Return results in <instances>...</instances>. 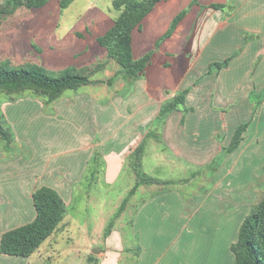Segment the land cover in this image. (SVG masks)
<instances>
[{"label": "crops", "instance_id": "crops-1", "mask_svg": "<svg viewBox=\"0 0 264 264\" xmlns=\"http://www.w3.org/2000/svg\"><path fill=\"white\" fill-rule=\"evenodd\" d=\"M192 1H160L133 30L134 57L137 59L151 53L145 71L139 76L117 74L120 66L115 60H109L103 71L104 76H98L97 79L116 76L112 85L91 84L68 90L49 107L50 115L45 113L43 104L34 100L21 99L5 104L2 109L9 118H14L17 111H23L17 114L24 113L25 117L24 122L14 127L17 136L36 146L38 152L46 149V154L40 159L48 158L49 165L44 166L43 175L36 162L24 163L26 167L20 166L23 164L16 165L15 174L0 172V191L12 194V183H18L19 187L23 184L27 186L26 190L31 187L29 192L32 196L38 187L46 185L56 189L69 206L77 200L81 188L89 190L84 186L83 178L89 173L87 168L95 151L100 152L106 162L104 175L108 178L107 183L113 184L121 176V171L125 170L126 159L140 143L151 138L154 143L166 145L169 150L168 153L164 152L166 156L168 154L194 163H205L228 147L238 125L247 122L253 112L250 99L252 81L258 83V88L264 84V61L259 62L264 55V0H200L204 7L192 6L172 35L158 44L174 18ZM214 3L223 4L227 12L226 8L225 12L215 8L212 5ZM90 11L93 12L86 20L69 28L62 29L60 25H42L21 31L17 28L5 40L4 47L11 50L7 53L3 51L0 56L12 57L17 63L27 59L37 61L50 70H61L68 66L83 67L98 60H108L107 50L98 43V37L106 33L117 17L114 19L97 8ZM192 48L196 52L192 53ZM228 58L227 67L217 73L212 72L215 62H224ZM255 64L257 69L253 72ZM239 82L244 83L237 88ZM186 89L185 105L160 119L163 104ZM229 106L232 115H226L227 112L223 111ZM258 110L261 115L264 113V99L260 100ZM238 114H242L244 122L237 121ZM212 117L216 123L212 122ZM261 125L255 127L249 124L237 148L243 155L248 151L251 157L264 153L261 148L264 144V127ZM215 129L219 130L216 138H203L204 133L210 135ZM154 143L151 140L147 142L148 145ZM61 153L68 154L63 157L65 166L58 164ZM145 154L146 148L144 158ZM232 156H236L235 153ZM63 166L67 167V172L63 173L64 178L58 179L53 174H58V168ZM242 170L246 171L245 168ZM232 172H235L234 169ZM60 173L58 175L61 176ZM36 175L47 182L31 186ZM92 175L98 176L97 171H92ZM133 177H136L134 173ZM231 185L226 188L233 187ZM158 187L156 184L143 185L133 195L132 199L141 192L153 194L142 199V211L148 209L153 201H165L170 197L168 193L158 191ZM226 188L224 191H227ZM242 193L245 199L255 201V192L250 190ZM176 198L173 202L179 209L183 202L179 196ZM233 201L232 198L228 200ZM5 231H1L0 240ZM172 246L171 256L165 264H183L186 261L188 264L186 255L183 260L176 240ZM164 257L154 264H162ZM217 259L202 263L220 264V255ZM145 262L144 257L139 264ZM229 264H233V261Z\"/></svg>", "mask_w": 264, "mask_h": 264}, {"label": "rangeland", "instance_id": "rangeland-1", "mask_svg": "<svg viewBox=\"0 0 264 264\" xmlns=\"http://www.w3.org/2000/svg\"><path fill=\"white\" fill-rule=\"evenodd\" d=\"M4 1L6 0H0V3ZM215 4L217 3L212 5L217 8ZM195 5L201 9L204 7L200 0H193L191 5L184 8L186 14ZM93 8L99 9L114 19L120 15V11L113 7V0H75L67 9L60 7V0H49L42 8L20 9L3 28H0V53L3 51L7 53L11 50L4 47L5 40L10 37L11 33L14 34L13 32L17 28H20V31L42 25H60L62 29L69 28L86 20L88 15L93 12L90 11ZM225 8L223 6L219 9L225 12ZM89 25L93 26L91 23ZM170 28L171 25L167 32ZM166 38L162 36L157 43L163 42ZM191 50L192 53L196 52L195 48ZM191 52L188 53L189 56ZM5 57L7 56H0V62ZM261 61H264V55L259 60V62ZM212 69L214 73L219 72L215 66ZM255 69H257L256 64L253 72ZM102 72L98 73L95 78L103 77L104 72ZM52 73L57 75V72ZM243 83L239 82L237 88ZM252 83L253 90L250 99L253 112L245 123L255 125V127L261 123V126L264 127V113L261 115L258 110L260 100L264 99V84L258 88L257 82L253 80ZM21 99L40 102L43 104L46 114L51 113L49 107L59 100L48 102L45 96L35 94L31 90L21 93H8L4 89L0 90V116L11 135L10 141L0 137V172L15 174L16 165L23 164L20 166L26 167L24 163L36 162L37 167L42 169H40V174L43 175L44 166L47 167L49 164L47 163L48 158L41 160L40 157L46 154V149L44 152H38L36 146L19 139L16 128H14L17 123L25 121L24 113L17 115L23 111H17L14 118L12 116L9 118L2 109L5 104L15 103ZM225 108L223 111L227 112L226 115H232L230 113L231 106ZM241 108L237 107V109ZM238 115L237 121L244 122L245 118H242V114ZM212 122L216 123L213 117ZM19 124L16 126L17 129ZM218 132L219 130L215 129L210 135L208 132L204 133L203 138L211 136L216 138ZM149 140L154 143L152 138ZM149 140L145 141L146 154L142 160V169L150 176L163 181L156 185L159 186L158 191L169 194L170 197L165 200L166 202L158 199L153 201L148 209L142 211V199L153 194L141 192L136 195L135 199H132V196L126 210L115 219L110 233L106 235L107 226L113 220L123 200L128 196L130 189L135 185L137 177H133V173L136 175V172L132 153L125 161V170H120L122 173L120 171L118 173H121V176L113 184L107 183L108 178L104 175L106 162L100 152L96 153L95 151L87 168L89 173L83 178V184L89 190L85 187L83 188L87 191L80 189V192L77 193L80 194L77 200L67 206V212L59 229L46 239L30 257L11 256L0 252V264H87L91 255L98 258V264H139L144 257L146 264H154L156 260L165 255L162 262L165 264L171 256L174 240L183 253V260L186 255L188 264H193V262L194 264H203V261L212 259L217 261L218 255L221 259L220 264H229L230 261H233L234 264L235 255L231 250L232 241H236L235 239L238 237L240 222L250 212L261 192L264 191V153L251 157L248 156L252 155L249 151L243 155L240 148L231 153L224 149L205 163H194L168 154L167 157L164 154L169 151L166 145L160 142L148 145ZM262 147L264 149V144ZM234 153L236 156H232ZM65 156L68 154H62L59 163H56L65 166L63 160ZM247 156L248 158H246ZM64 166L57 170L62 173H60L61 176L58 175L59 173L53 174L56 178H64L62 175L65 171L67 172V167ZM243 168L246 171L243 172ZM233 169L235 172H232ZM94 170L97 171L98 176L92 175ZM43 182L45 183L47 180L36 175L32 185H29L38 186ZM12 184V194L0 191V233L3 230L7 231L26 224L36 216L33 198L29 192L31 187L26 190L27 186L24 184L21 187L17 186L18 183ZM231 184L233 187L226 188ZM225 188L227 191H224ZM250 190L255 192V201L243 197L242 192ZM176 196H179L183 202L179 209L178 205L173 202V199H177ZM231 198L234 199L233 203L228 202ZM239 205H242L243 208L240 209ZM139 211L142 212L140 219L137 220ZM94 249H98L99 252L94 253ZM186 262L183 264H187Z\"/></svg>", "mask_w": 264, "mask_h": 264}, {"label": "trees", "instance_id": "trees-1", "mask_svg": "<svg viewBox=\"0 0 264 264\" xmlns=\"http://www.w3.org/2000/svg\"><path fill=\"white\" fill-rule=\"evenodd\" d=\"M49 0H6L0 3V28L23 8H42ZM75 0H60V7L67 9ZM163 0H113L114 9L120 15L105 34L98 37V43L107 50L108 60H98L94 64L83 67L68 66L64 69L53 71L40 62L24 60L17 63L10 57H5L0 62V90L8 93H21L31 90L35 94L45 96L48 102L58 100L66 90H75L85 85L106 83L112 85L116 76L108 79H97L95 76L107 68L109 60H115L120 66L117 74L125 77H137L142 74L150 59L151 53L135 58L132 47L133 30L153 10L156 4ZM221 8L223 4H215ZM186 10L180 12L173 20L171 28L165 34L169 37L175 31L179 22L185 17ZM229 58L224 62H215L218 70L228 66ZM57 72V75L52 73ZM188 90H184L165 102L160 110L159 118H165L172 111L185 105ZM0 116V137L10 141L11 135L4 126ZM249 123L238 125L234 132L231 144L225 147L228 153L236 150L247 130ZM146 143L143 141L133 151V165L136 172V183L129 191L128 196L121 203L113 220L107 226L106 235L110 233L115 219L126 210L130 198L142 185L159 184L163 181L150 176L142 169V160ZM36 216L23 225L5 231L0 240V252L6 255L30 257L40 246L55 233L63 222L67 212V205L61 194L50 186L38 187L32 195ZM231 250L235 255L234 264H264V191L261 192L256 203L244 218L238 233L237 240L232 243ZM95 255L89 257V263L98 264Z\"/></svg>", "mask_w": 264, "mask_h": 264}, {"label": "water", "instance_id": "water-1", "mask_svg": "<svg viewBox=\"0 0 264 264\" xmlns=\"http://www.w3.org/2000/svg\"><path fill=\"white\" fill-rule=\"evenodd\" d=\"M93 252H94V253H98L99 250H98V249H94Z\"/></svg>", "mask_w": 264, "mask_h": 264}]
</instances>
